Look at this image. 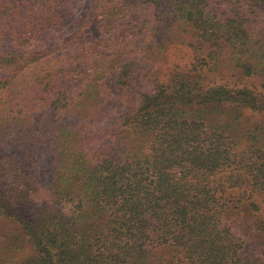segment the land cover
I'll use <instances>...</instances> for the list:
<instances>
[{
	"label": "trees",
	"instance_id": "16d2710c",
	"mask_svg": "<svg viewBox=\"0 0 264 264\" xmlns=\"http://www.w3.org/2000/svg\"><path fill=\"white\" fill-rule=\"evenodd\" d=\"M83 8L0 0V264H264V0Z\"/></svg>",
	"mask_w": 264,
	"mask_h": 264
},
{
	"label": "rangeland",
	"instance_id": "374dc122",
	"mask_svg": "<svg viewBox=\"0 0 264 264\" xmlns=\"http://www.w3.org/2000/svg\"><path fill=\"white\" fill-rule=\"evenodd\" d=\"M98 1L99 0H79V3L84 6V8L83 11L78 13L79 15L76 16V20L78 19V17H80L81 14H84L83 12L86 8H88L91 4L97 3ZM66 37L68 36L66 35ZM194 55L195 54L193 53V51L188 47L173 44L169 47L163 61H147L142 64L141 67L144 66L147 70L153 71V73H158L160 81H166L167 74L175 70V68L183 72H188L191 69L192 63H194ZM220 79L221 78H212L214 82L212 80L211 81L212 83L217 84L216 82H219ZM222 81L226 83L228 82V80ZM230 83H234V85H238L239 87H247L248 89L264 94V88L260 86V83L254 82L252 80H247L244 78H233L230 79L228 83L229 85H232ZM110 86L112 88L111 90H114V83H110ZM152 88L153 86L150 85H144L141 87V89H146L145 91H151ZM40 196L42 195H34L33 197L36 201H40Z\"/></svg>",
	"mask_w": 264,
	"mask_h": 264
}]
</instances>
